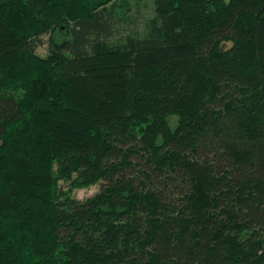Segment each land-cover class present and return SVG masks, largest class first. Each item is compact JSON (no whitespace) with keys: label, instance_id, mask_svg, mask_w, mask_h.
<instances>
[{"label":"trees","instance_id":"16d2710c","mask_svg":"<svg viewBox=\"0 0 264 264\" xmlns=\"http://www.w3.org/2000/svg\"><path fill=\"white\" fill-rule=\"evenodd\" d=\"M149 1L0 0V264H264V0Z\"/></svg>","mask_w":264,"mask_h":264},{"label":"rangeland","instance_id":"374dc122","mask_svg":"<svg viewBox=\"0 0 264 264\" xmlns=\"http://www.w3.org/2000/svg\"><path fill=\"white\" fill-rule=\"evenodd\" d=\"M132 4V17L127 18L126 22H123V26L127 29L129 28H138L139 30H143L144 22L148 16L153 14L152 4L149 0H130ZM140 6V10H136V6ZM232 43L227 41L224 43L225 48L229 47ZM37 52L41 55H46L49 52V42L48 35L42 36V42L36 48ZM178 122V117L176 115H172L170 120V124L172 127L176 126ZM59 186L63 189H68L70 186V182L68 180L61 179L59 180ZM99 190V184H92L90 186L85 187H76L72 190V195L78 199H85L91 195H93L96 191Z\"/></svg>","mask_w":264,"mask_h":264}]
</instances>
